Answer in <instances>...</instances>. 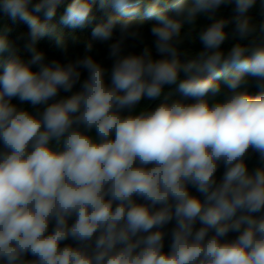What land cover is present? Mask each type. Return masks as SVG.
<instances>
[{
  "label": "clouds",
  "instance_id": "obj_1",
  "mask_svg": "<svg viewBox=\"0 0 264 264\" xmlns=\"http://www.w3.org/2000/svg\"><path fill=\"white\" fill-rule=\"evenodd\" d=\"M61 2L0 0V12L27 24L31 54L23 60L0 33V264H264V167L250 172L246 162L250 151L264 160V21L248 15L257 0H174L171 15L149 6L161 59L149 46L125 52L129 39L144 43L132 19L141 0H99L121 14L91 32L113 41L110 69L90 54L45 62L37 42L52 31ZM233 4V17L213 19ZM199 14L213 22L198 34L203 50L182 62L190 38L182 28ZM94 19L91 0H72L61 22L82 27ZM230 24L237 42L225 52ZM57 46L66 56L62 39ZM78 83L79 91L49 103ZM172 86L180 98L165 94ZM161 97L155 108L135 111ZM14 98L47 106L32 114ZM173 220L165 252L163 229ZM230 233L237 235L226 239ZM69 239L76 246L62 247Z\"/></svg>",
  "mask_w": 264,
  "mask_h": 264
},
{
  "label": "trees",
  "instance_id": "obj_2",
  "mask_svg": "<svg viewBox=\"0 0 264 264\" xmlns=\"http://www.w3.org/2000/svg\"><path fill=\"white\" fill-rule=\"evenodd\" d=\"M33 2H36V0H33ZM72 2V0H62V2L58 5L57 11L55 16L51 21L48 23L52 27V31L41 37L37 42V48L38 50H41L45 53V62L49 63L53 59L58 60L62 63H67L69 61H74L77 58H82L86 54H90L93 56L95 60L98 62H101L105 67L109 68L111 67L112 61L108 58V43H111L113 41L109 42H100L95 41L92 39L91 32L93 27L100 22H103L106 20L108 14L112 15H121L118 12H115L113 9H102L99 4V0H91L92 2V15L95 17V19L82 27H72L69 25H65L61 22L63 15L65 14V10L67 6ZM174 0H141L139 7V13L133 17L132 19L134 22L139 26V31L142 33L144 38V43L141 44L139 41H135L132 39H129L126 41L125 45V52H133L136 54H139L142 51V48L144 46H149L152 50V55L154 59H161L164 58L160 54H158L155 51L153 40L154 38L151 36L150 28L157 23L154 19H149L145 16L144 12L145 9L149 6L156 4L158 7H160L162 10L167 11L170 15L172 14V4ZM234 4L233 5H222L216 12L213 19L218 18H226L230 19L234 16ZM40 16V19L43 21L44 16L43 13L37 14ZM249 17L253 22L259 23L264 21V9H262L261 0H257L256 5L249 11L248 13ZM142 22V23H141ZM213 21L208 18V14H199L195 24L194 25H184L182 28V36L186 35V38L184 40V43L181 45V52L186 53V55H181L180 59L182 62H186L188 59H191L196 53L203 50V44L200 42L198 38L199 32L208 26ZM6 31V37L9 40L10 43L13 44V46L17 49L18 55L21 56V58L25 61L29 60L31 57V54L25 49L26 43L29 41V28L27 24H25L23 21L19 20V18L13 20L9 15L0 12V33L1 31ZM225 31L228 33V39L225 41L224 44H222L221 48L225 52L230 49V47L237 42V39L233 37V25H229ZM119 32L118 30L114 33L113 39L115 40L118 38ZM57 38H60L64 41V44L67 47V55L65 56L64 52L57 46ZM91 42L93 44V51L91 53L85 52V45ZM7 55L6 53L4 54ZM33 70H38L36 66H33ZM82 71L81 76V82L86 79L87 72L84 70ZM183 78V77H181ZM251 86L249 87V91L252 94H256L259 90L255 87L254 81L252 78H249ZM106 82H109L106 77ZM222 88V94L227 92L226 87L223 84V79L219 81ZM80 90V84L78 83L72 90V92H64L63 90L60 91L59 95L54 99L50 100L49 103H53L59 99L66 98L73 93ZM165 94L171 93L170 99H178L180 98V94L176 91V86H172L171 88L166 87L165 88ZM163 99L161 97L160 100L156 101H149L147 98L143 99L140 104L135 109L136 112H139L142 109H153L155 108ZM217 99H222L221 97H218ZM189 103L194 101H187ZM11 103L15 105L20 110H27L32 114H36L38 112L43 111V109L47 105H37L33 107L28 102H20L18 98H14ZM123 114H127V110L124 111ZM92 135L94 136V131L92 132ZM247 165L249 168V171L252 172L258 167H264V160H262L258 153L249 152V156L247 158ZM224 172L223 165L220 166L218 172H217V180L222 177ZM188 190L191 195L197 196L201 200L204 199L203 195L197 191V189L192 186L188 185ZM137 203H145L141 198H135ZM115 206V205H114ZM159 207V206H157ZM75 220V217H72L69 220V224L73 223ZM201 225L199 221L196 223V228H199ZM52 227H54V222L50 224L49 231H51ZM175 227V220L170 222L168 225L165 226L163 231L166 233L165 240H164V251H169V246L171 243V230ZM236 233H230L226 239H234ZM64 245H71L76 246V242L69 239L64 242H62L61 246ZM28 259H31V257H28Z\"/></svg>",
  "mask_w": 264,
  "mask_h": 264
},
{
  "label": "rangeland",
  "instance_id": "obj_3",
  "mask_svg": "<svg viewBox=\"0 0 264 264\" xmlns=\"http://www.w3.org/2000/svg\"><path fill=\"white\" fill-rule=\"evenodd\" d=\"M1 33L6 36V31L5 30L1 31Z\"/></svg>",
  "mask_w": 264,
  "mask_h": 264
}]
</instances>
